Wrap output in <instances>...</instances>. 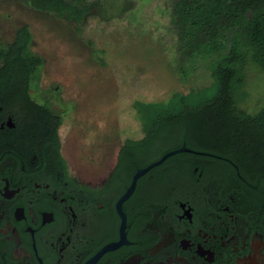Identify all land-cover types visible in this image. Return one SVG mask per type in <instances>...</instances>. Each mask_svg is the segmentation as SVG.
<instances>
[{"label": "flooded vegetation", "instance_id": "af4514ba", "mask_svg": "<svg viewBox=\"0 0 264 264\" xmlns=\"http://www.w3.org/2000/svg\"><path fill=\"white\" fill-rule=\"evenodd\" d=\"M0 43H2L0 41ZM0 93V264H264V200L246 179L238 143L165 159L119 201L139 168L120 154L90 177L71 170L44 110Z\"/></svg>", "mask_w": 264, "mask_h": 264}, {"label": "rangeland", "instance_id": "374dc122", "mask_svg": "<svg viewBox=\"0 0 264 264\" xmlns=\"http://www.w3.org/2000/svg\"><path fill=\"white\" fill-rule=\"evenodd\" d=\"M164 2H112L103 13L89 14L80 33L76 22L37 11L25 0H0L2 43L29 25L31 49L43 58L31 96L61 115L62 151L74 172L90 177L126 136L142 135L139 104L167 108L178 104V96L191 98L192 90L195 101L200 94L217 95L211 64L179 59ZM244 77L235 89L237 105L258 114L264 109V69L250 59ZM176 142L169 133L145 160Z\"/></svg>", "mask_w": 264, "mask_h": 264}, {"label": "trees", "instance_id": "16d2710c", "mask_svg": "<svg viewBox=\"0 0 264 264\" xmlns=\"http://www.w3.org/2000/svg\"><path fill=\"white\" fill-rule=\"evenodd\" d=\"M118 0H25L26 4L58 18L78 24L81 33L86 17L106 11ZM169 27L174 34L181 62L202 60L211 64L217 95L204 98L193 94L178 96V104L155 108L154 103L139 104L144 136L129 139L120 154L124 163L141 165L151 160L156 141L177 137L171 149L187 134V145L197 150H218L233 156L237 144L254 157L241 162L246 179L256 184L257 202L264 200V109L248 113L237 105L236 87L244 81V70L251 59L264 69V0H165ZM32 32L28 24L17 28L13 41L0 43V93L11 101L32 109L44 110L49 121L48 136L56 154L63 160L59 128L61 115L31 96L32 82L39 76L43 58L32 51ZM198 94V93H197ZM204 95V94H203ZM177 107V108H174ZM165 152V151H164ZM191 153H177L170 160L180 165ZM264 203V202H263Z\"/></svg>", "mask_w": 264, "mask_h": 264}, {"label": "water", "instance_id": "95a60500", "mask_svg": "<svg viewBox=\"0 0 264 264\" xmlns=\"http://www.w3.org/2000/svg\"><path fill=\"white\" fill-rule=\"evenodd\" d=\"M156 4H157V1H156ZM180 152H193V153H202V154H205L204 152H200V151H196V150H193L189 147L186 146V144H183L180 148H177V149H173V150H170L168 152H166L165 154H163L161 156V158H159L158 160L156 161H153L152 163H150L149 165H147L146 167H142V168H139L136 173L134 174L133 176V179H132V183L131 185L129 186V188L127 189V191L125 192V194L121 197L120 201H119V205L125 200L127 199L131 193L133 192L134 188H135V185H136V182L137 180L142 176L144 175L146 172H148L150 169L154 168L155 166H158L159 164H161L165 159H167L168 157L174 155V154H177V153H180Z\"/></svg>", "mask_w": 264, "mask_h": 264}]
</instances>
